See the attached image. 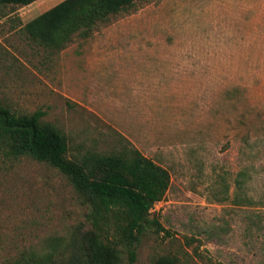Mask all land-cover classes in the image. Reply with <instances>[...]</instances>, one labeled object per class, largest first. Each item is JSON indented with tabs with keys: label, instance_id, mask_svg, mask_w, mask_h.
Instances as JSON below:
<instances>
[{
	"label": "rangeland",
	"instance_id": "obj_1",
	"mask_svg": "<svg viewBox=\"0 0 264 264\" xmlns=\"http://www.w3.org/2000/svg\"><path fill=\"white\" fill-rule=\"evenodd\" d=\"M41 13L2 9L0 103L44 112L68 160L126 145L168 172L133 264H264V0L137 1L61 49L21 33ZM89 226L64 175L0 148V264L83 260Z\"/></svg>",
	"mask_w": 264,
	"mask_h": 264
},
{
	"label": "trees",
	"instance_id": "obj_2",
	"mask_svg": "<svg viewBox=\"0 0 264 264\" xmlns=\"http://www.w3.org/2000/svg\"><path fill=\"white\" fill-rule=\"evenodd\" d=\"M35 1L0 0V17L5 7L22 8ZM137 1L143 0H63L24 24L21 33L39 46L61 49L77 33L89 35ZM44 115L39 110L16 114L0 103V148L13 158L29 157L56 169L88 207L90 226L80 234L84 259L73 255L64 264H122L121 250L133 264L147 227L165 231L149 214L169 187L168 172L126 145L111 154H90L81 163L68 160L65 137L42 121ZM58 258L56 253L30 252L25 262L57 264ZM156 264L174 260L164 257Z\"/></svg>",
	"mask_w": 264,
	"mask_h": 264
},
{
	"label": "crops",
	"instance_id": "obj_3",
	"mask_svg": "<svg viewBox=\"0 0 264 264\" xmlns=\"http://www.w3.org/2000/svg\"><path fill=\"white\" fill-rule=\"evenodd\" d=\"M61 1L63 0H36L35 2L31 3L28 6L36 5L37 10H43V12H45L50 8L54 7L55 5H57L58 3H60Z\"/></svg>",
	"mask_w": 264,
	"mask_h": 264
}]
</instances>
